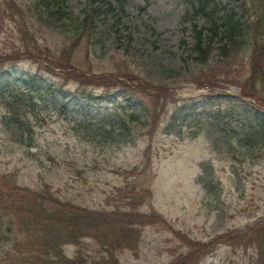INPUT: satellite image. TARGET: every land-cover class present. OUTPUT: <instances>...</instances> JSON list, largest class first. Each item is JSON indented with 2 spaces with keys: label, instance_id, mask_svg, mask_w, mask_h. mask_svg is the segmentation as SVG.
I'll list each match as a JSON object with an SVG mask.
<instances>
[{
  "label": "rangeland",
  "instance_id": "1",
  "mask_svg": "<svg viewBox=\"0 0 264 264\" xmlns=\"http://www.w3.org/2000/svg\"><path fill=\"white\" fill-rule=\"evenodd\" d=\"M191 1L126 0L123 11H104L96 26L88 25L73 55L75 67L60 70L57 78L43 73L50 84H63L70 95L61 102L68 108L61 112L52 99L42 100L41 123L35 122L30 143L15 140L11 113L0 101V172L34 189L47 181L92 206L158 211L200 242L222 240L215 236L232 235L264 215V137L237 138L238 129L226 130L210 106L223 93H239L247 59L236 55L220 62L214 56L204 67L188 56L191 44L184 39L193 38L182 15ZM14 2L34 23L29 30L59 51L71 42L87 0ZM248 6L239 14H247ZM52 9L56 21L39 20L40 12ZM17 26L0 0V53L20 43ZM99 29L102 39L96 44L92 34ZM14 61L10 68L16 74L36 70L29 55ZM125 66L130 80L120 75ZM78 87L90 98L77 94ZM128 102L143 122H132V136L126 138L119 133L118 112ZM240 112L232 115L255 123L251 112ZM3 249L0 242V254ZM186 250L168 227L150 225L138 249L125 251L121 259L125 264H168ZM252 251L251 246L214 242L194 261L251 264Z\"/></svg>",
  "mask_w": 264,
  "mask_h": 264
},
{
  "label": "trees",
  "instance_id": "2",
  "mask_svg": "<svg viewBox=\"0 0 264 264\" xmlns=\"http://www.w3.org/2000/svg\"><path fill=\"white\" fill-rule=\"evenodd\" d=\"M123 1L120 0L121 9L124 7ZM239 1L243 2V6L249 1L250 7L254 9V12L250 14L253 20L244 18L238 12L229 9L227 5H222L219 0H197L187 15L192 14L197 19L206 17L210 25H199L198 22L187 17L193 23L194 36L188 56L204 67L210 65L214 56L220 58L217 60L220 62L227 61L236 55L247 59L243 66L247 73L239 77L238 83L244 95L251 96L258 102L254 104L242 101L236 96H222L224 99L214 104V111L221 123H224L226 130L238 129L235 131V136L250 141L264 137V114L256 108L264 105L260 101L264 99V0ZM3 2L7 15L9 14L17 21L21 39L19 48L21 51L22 47L25 49L22 53L32 55V58L41 65L45 62L47 71L55 75L56 69L75 67L73 55L79 38H83L86 33L87 23L96 25V19L104 15V11L116 10L110 0H88L84 19L75 24L71 42L60 52H54L47 47L48 45L42 46L37 35L29 30V24L34 25V23L27 18L23 8H19L14 0H3ZM46 5H49V2H46ZM43 13L45 12H40V14ZM40 18L57 20L54 10H51L46 18L42 15ZM92 37L98 44L100 40L98 33L93 32ZM18 53V49L6 53L7 58L0 57V64L16 59ZM128 71L125 66L124 72L120 75L130 80L132 74ZM38 76H40L38 73H33L29 81L39 79ZM42 81L38 90L46 88L50 93L49 98L54 100L56 107L65 110L66 107L60 105V101L70 94L62 90L63 85ZM3 82L5 86L0 91V97L9 108L11 114L8 115L14 121L13 126L18 133L15 140L19 143H30L35 138V130L34 126L28 123V118H38L36 115L38 103L35 102L38 99L37 93L35 91L30 94L21 92L20 87L15 85L10 72L0 78V84ZM38 83L33 85L37 86ZM50 87L55 89L51 90ZM81 93L86 96V92ZM90 95L87 96L90 97ZM223 101L227 104L224 105ZM127 109L124 110L125 116L121 118L124 123V125L121 123V126L128 129V134L123 129L121 136L129 138L131 128L127 123H131V120L134 122V119H138L140 124L142 121L140 114L129 113ZM237 109H240L242 114L245 110L252 112L255 123L247 124L251 122V118H243L241 115L233 116L232 111L237 112ZM151 113L156 115L157 111L154 109ZM51 190L49 185L43 186L42 189H34L23 185L13 175L0 173V240L10 244V247L0 255V264H124L120 261L117 251L126 248L136 249L144 226L165 222L156 213L145 214L136 210L85 207L70 199L56 198L50 194ZM257 225L262 227L256 230ZM257 225H250L247 229L250 231L245 230L242 234L235 232L231 237L233 242L247 243L246 240L256 242V264H264L263 219L259 220ZM188 244L191 248L190 255L198 254L208 245V243L195 241H188ZM69 245H75L78 248L74 257L67 253ZM190 255L178 264H191L188 259Z\"/></svg>",
  "mask_w": 264,
  "mask_h": 264
}]
</instances>
